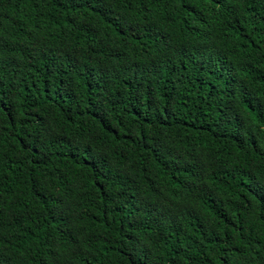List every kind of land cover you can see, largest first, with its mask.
I'll use <instances>...</instances> for the list:
<instances>
[{"label": "trees", "instance_id": "trees-1", "mask_svg": "<svg viewBox=\"0 0 264 264\" xmlns=\"http://www.w3.org/2000/svg\"><path fill=\"white\" fill-rule=\"evenodd\" d=\"M0 264H264V0H0Z\"/></svg>", "mask_w": 264, "mask_h": 264}, {"label": "bare ground", "instance_id": "bare-ground-1", "mask_svg": "<svg viewBox=\"0 0 264 264\" xmlns=\"http://www.w3.org/2000/svg\"><path fill=\"white\" fill-rule=\"evenodd\" d=\"M165 130V129H164Z\"/></svg>", "mask_w": 264, "mask_h": 264}]
</instances>
